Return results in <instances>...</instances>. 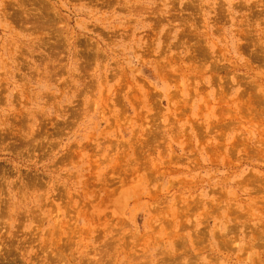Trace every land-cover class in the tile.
<instances>
[{"label": "rangeland", "instance_id": "1", "mask_svg": "<svg viewBox=\"0 0 264 264\" xmlns=\"http://www.w3.org/2000/svg\"><path fill=\"white\" fill-rule=\"evenodd\" d=\"M0 264H264V0H0Z\"/></svg>", "mask_w": 264, "mask_h": 264}]
</instances>
